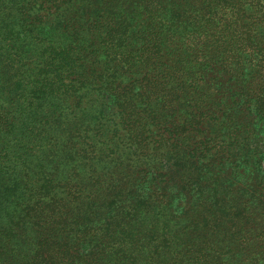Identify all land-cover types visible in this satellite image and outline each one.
Wrapping results in <instances>:
<instances>
[{
	"label": "trees",
	"instance_id": "16d2710c",
	"mask_svg": "<svg viewBox=\"0 0 264 264\" xmlns=\"http://www.w3.org/2000/svg\"><path fill=\"white\" fill-rule=\"evenodd\" d=\"M0 264H264V0H0Z\"/></svg>",
	"mask_w": 264,
	"mask_h": 264
}]
</instances>
